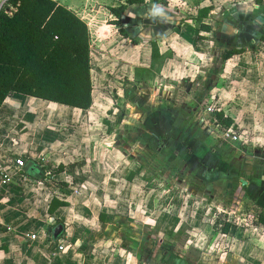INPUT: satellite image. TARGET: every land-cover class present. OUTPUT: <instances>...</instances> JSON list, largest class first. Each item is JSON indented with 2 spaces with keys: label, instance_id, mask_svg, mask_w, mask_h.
<instances>
[{
  "label": "rangeland",
  "instance_id": "1",
  "mask_svg": "<svg viewBox=\"0 0 264 264\" xmlns=\"http://www.w3.org/2000/svg\"><path fill=\"white\" fill-rule=\"evenodd\" d=\"M161 1L61 0L90 29L93 108L89 114L81 113L16 95L1 112L10 108L0 124V144L9 152L0 149L7 173L0 188V264H130L124 250L133 252L141 264H264V231L256 223L264 216V54L229 62L223 70L219 56L231 46L223 43L219 18L228 7L218 8L206 21L213 28L209 43L201 44L206 52L200 49L203 64L210 65L211 56L215 60L211 68L192 83L178 78L148 82V72L136 67L137 53L143 58L149 42L163 48L158 36L167 35L184 18L195 15L198 6L208 4ZM120 6L124 18L118 22L109 9ZM136 6L158 12L167 25L161 24L153 36H132L128 27V36L141 43L135 49L119 29H124L127 17H136L132 10ZM260 9L264 12V5ZM97 28L102 32L98 37ZM256 45L252 50L262 51ZM154 62L157 66L159 61ZM160 89L167 99L159 98ZM51 107L67 116L45 119L43 111ZM219 111L232 119L231 133L239 141L224 138V128L211 122ZM162 132L165 137L155 143L154 134ZM109 144L118 150L113 155L106 152ZM95 146L93 153H84ZM20 156L25 164L37 163L42 183L11 167ZM65 157H72L76 167L68 166L66 175L54 178L57 162ZM139 174L146 185L136 187L132 180ZM239 179L246 184L242 186ZM217 180H223L222 187L217 183L215 189L211 184ZM188 191H195L196 197H187ZM102 194L110 198H101ZM206 196H213L210 205L202 199ZM52 198L65 202L68 211L61 207L47 214ZM141 203L151 213L145 212L147 225L139 231L134 225L138 212L132 210ZM210 208L216 211L214 219L222 221L227 215L232 226L247 230L228 237L205 231L209 222L213 224ZM59 209L62 212L57 214ZM102 209L117 212L121 224L115 233L107 230L109 221L103 228L97 222ZM175 218L199 222L200 229L192 231L185 223L179 234L164 229L163 224ZM55 224H63L64 233L53 245L46 231ZM31 235L36 239L30 241ZM237 237L251 244L231 240ZM59 246L62 250L52 254ZM81 247L90 248V254L83 256ZM237 253L244 254L243 262L235 257Z\"/></svg>",
  "mask_w": 264,
  "mask_h": 264
},
{
  "label": "trees",
  "instance_id": "2",
  "mask_svg": "<svg viewBox=\"0 0 264 264\" xmlns=\"http://www.w3.org/2000/svg\"><path fill=\"white\" fill-rule=\"evenodd\" d=\"M128 1L130 4L144 3V0ZM256 3L261 4V0H256ZM211 10V6L198 8L195 16H187L180 23L192 21L200 32L210 33L212 29L206 21ZM109 11L119 22L124 7L110 8ZM119 35L137 45V41L129 38L123 28L119 29ZM260 41L264 44V37ZM147 44L151 60H158L157 44ZM244 52V48L224 50L219 56L220 64L223 66L233 56ZM90 57V31L75 12L53 0H8L0 8V107L7 97L19 94L68 108L89 110L92 105ZM210 120L217 127L224 128V132L235 128L232 119L225 117L221 111L213 113ZM117 122H121L120 116ZM27 162L28 165L33 163L30 160ZM62 171L63 167L59 165L54 174ZM35 180L37 184L42 183L41 178ZM61 207H67V204L52 198L47 214L52 215ZM215 213L212 209L213 230L227 235L232 221L227 215L223 216L222 221L217 220L219 217L214 219ZM98 220L103 228L104 214H99ZM256 223L264 231V216L257 217ZM183 227L177 234L182 232ZM49 234L48 228L46 235ZM81 254L88 256L90 248H85Z\"/></svg>",
  "mask_w": 264,
  "mask_h": 264
},
{
  "label": "crops",
  "instance_id": "3",
  "mask_svg": "<svg viewBox=\"0 0 264 264\" xmlns=\"http://www.w3.org/2000/svg\"><path fill=\"white\" fill-rule=\"evenodd\" d=\"M247 1L248 0H204L203 3L207 2L208 4L205 6H201V8L206 7V6H211L212 10H211L210 14L214 13V11H217L218 8L222 9V8L228 7V10L225 13H222L220 15L221 17L219 18L220 19L219 33L224 38L223 43L227 46L228 45L231 46L230 49H226V50H235V49H241V48L245 49L244 53L233 56L231 59H229L228 61H226L223 64V70H225V71L227 69L226 66L229 62L235 63L236 61L250 57L251 55L254 56L256 59V57L260 56L261 53L264 54V44L260 41L261 37L264 36V34H261V31H263L261 24L264 23V12H262L260 9V7L262 5H264V0H261V4H258L256 2L248 3ZM58 2H59V4L62 5L61 0H59ZM234 3H235L236 8L231 9L230 7H233L232 4H234ZM197 8H200V7L198 6ZM68 9H72V8L68 7ZM229 9H231V10H229ZM192 16H195V15L192 14ZM128 18H130V17H128ZM81 19L83 20V18H81ZM89 31H90V29H89ZM95 34L98 37L102 34V32H101V30H99L97 28L95 30ZM212 34H213V28H212V31L210 33H204V32H200L195 27V25H193L192 21H184L183 23H180V25L177 28H175L173 31H171L167 35L158 36L161 40L159 42L162 43L163 48H161L160 43L157 41V43H159V45H157V47H158L159 56H160L159 59L156 60V61H159L157 66H156V63L151 60L150 49L145 48V50L141 54V56L143 58L140 57V59H139L138 53H140V52L137 53L136 60H137L138 64L136 65V67L140 68L141 69L140 71L148 72V74L150 76L148 82H150V83L152 81L156 82L157 79H159V82H162L161 80L170 82V81H173L177 78L180 79V81L184 80V81H187V82L189 81L190 83H192L195 81V79H199L198 75L200 73H204L206 70L210 69L212 64L215 62V60H213L212 56H211V58L209 60L210 65L206 66V64H203L204 54L200 50V49H202L203 44H205L206 42L209 43L208 37L210 38ZM118 36H116V37H118ZM132 39H134V38H132ZM127 40L129 41V39H127ZM261 43H262V46H261ZM255 44H257L256 48H259L262 51L259 52L256 49H254V51H253L251 46L255 45ZM140 46H141V43L137 42V45H133V48L136 49ZM91 48H92V46H91ZM208 49H209V46H208ZM203 51L206 52V50H203ZM209 51H210V49H209ZM141 59L144 60L143 64H140ZM229 71H230V69H229ZM129 80L131 82L134 81L133 78L132 79L129 78ZM159 86H162V84L159 83ZM159 92H160V96H159L160 99L165 100L169 97L168 95L165 96L166 93L162 92V89H160ZM16 95L21 96L19 94H13L10 97H7L6 101H4V104H2V106L0 107V124L5 122L7 115H9L10 108H8V112H6V113L5 112L1 113V112L4 110L5 106L7 105V102L8 101L10 102L12 99H14V97ZM23 97H25V96H23ZM25 98H27V97H25ZM39 101H41V100H39ZM43 102H45V101H43ZM93 103H94V101H93V97H92V105L89 108V110H87V111H82V110L73 109V108H69V109H71L73 111H78L81 113H88L89 114V112L93 108ZM55 105L60 106V107H64V108H68L65 106L58 105V104H55ZM52 109H54V108L51 107V108H49V110L43 111V115H44L45 119H49L50 121H52V120L56 121L57 119H60L62 116L65 115L63 113V111L61 112V111H58V109L57 110L56 109L52 110ZM65 116H67V115H65ZM164 134L165 133H163V132L160 134H154L155 143H158V140L161 137H165ZM8 136H10V135H8ZM97 148L98 147H96V146L89 148V149L85 150L84 153H93ZM0 149L5 150L4 146L1 144H0ZM69 151H71V150H69ZM116 151H118V150L114 146H112V144L111 145L109 144L107 146L106 152L108 154L113 155ZM4 152L6 154L9 153L8 150L7 151L5 150ZM77 152H78V150H77ZM71 153L73 154V151H71ZM175 154L177 155V153H175ZM84 155L86 156V154H84ZM20 157L22 158V156H20ZM20 157H17V158H20ZM71 159H72V157H65V158H62L61 160H59L57 162L58 166L61 165L63 167V171H62V173H59V174H53L54 178L58 177V176L66 175V170H67L68 166L69 167H76V166H72L71 163H73V162H71V161H73V160H71ZM21 170H24L27 173V175L32 177L33 179L41 177L40 167L35 162H33L30 165H28V162L26 164L24 163L23 168H21L19 171H21ZM142 175L143 174H139L138 176L133 178V180H132L133 185H136V187L137 186L141 187V186L146 185V182L142 178ZM72 179H73V177H72ZM240 180L241 179H239L238 182H240ZM222 181L223 180H217V182H215V181L213 182L214 184H211V183L210 184L215 186V184L219 183L218 184L219 187H222V185H221ZM233 186H235V185H233ZM215 189H216V186H215ZM141 191H143L142 194H145V189H141ZM159 196H161V193H159V195L156 196L155 199H158ZM102 197L103 198L104 197L110 198V196H106L105 194L104 195L102 194L101 198ZM187 197H189V198L196 197V192L195 191L194 192L188 191ZM212 197L213 196H206V197H203L202 199L205 200L210 205L211 201H212ZM198 198H201V197H198ZM137 207L138 206L136 204L135 208H133L135 210H132L133 214H136L138 212V214H136V216H138V218H137L136 222H134V225L136 227H138L139 231H142V229H144L145 226L147 225L146 224L147 223L146 222L147 216L145 215V212L151 213V211L148 210V207L145 204L143 205L142 203L138 207L139 211H138ZM61 209L67 210L68 207H64ZM209 210H211V208ZM59 212L61 213L62 211L59 209L57 214H59ZM189 212H190L189 214L192 215L191 218L194 219V217H195L194 215L196 213L192 212V210ZM101 213L104 214V216H105V223L104 224L106 225L107 221H109L111 223V225L107 224V230L110 231V233H115L116 230L119 229L120 224H121L120 222L117 223V220H118V219H116L117 218V216H116L117 212H113L112 214H108V212H106L104 209H102ZM101 213H99V214H101ZM161 213H163V210L161 211ZM205 214L207 215L206 212H205ZM98 215H96V217H95L97 222H99ZM1 216H2V214L0 211V217ZM185 218H187V220H188L189 217L186 216ZM60 220H63V219L60 218ZM120 220H121V218H120ZM187 220L184 218H180V219L175 218L173 222H169L166 224L162 223V224H163L164 229L171 228L173 233H177L179 231L180 227L183 225V223H185L189 228H191L192 231H198L200 229V227H199L200 223L199 222H192V224H190L187 222ZM1 223L2 222L0 220V224ZM203 226H205V225H203ZM111 230H113V231H111ZM246 230L247 229L240 228V226H238V225L235 227L232 226L229 230V233L227 235H223V234H219L213 230L211 222H209V224H207V226L205 227V231H209L211 233L214 232V234H218V236L220 235L222 237H228L231 232H236V234L244 233V231H246ZM192 235H196V234H192ZM213 237H216V236L214 235ZM231 240L235 241L241 245H246L247 242L250 243V240H247V242H242L241 240L238 239V237L237 238H231ZM122 242L123 241L121 240V244H122ZM123 252L126 254L127 259L129 260L130 264H141L140 260L136 257V255L133 252H130L128 250L127 251L124 250ZM151 253H153V252H151ZM235 257H237L238 261H240V262L244 261V258H243L244 254L239 255L237 253L235 255ZM162 260H164V258H162Z\"/></svg>",
  "mask_w": 264,
  "mask_h": 264
},
{
  "label": "flooded vegetation",
  "instance_id": "4",
  "mask_svg": "<svg viewBox=\"0 0 264 264\" xmlns=\"http://www.w3.org/2000/svg\"><path fill=\"white\" fill-rule=\"evenodd\" d=\"M143 7H133V14L135 12V15L138 19L136 20V17H133L134 19L126 18V25H124V30L129 33L128 27L132 29L134 33H129L132 36H148L152 35L154 31L159 27L163 25H167L166 21H162L157 14L158 12H155L154 14L150 9H144ZM157 11V10H156ZM132 21V22H131ZM135 21V22H134ZM53 225L50 229H52Z\"/></svg>",
  "mask_w": 264,
  "mask_h": 264
},
{
  "label": "built area",
  "instance_id": "5",
  "mask_svg": "<svg viewBox=\"0 0 264 264\" xmlns=\"http://www.w3.org/2000/svg\"><path fill=\"white\" fill-rule=\"evenodd\" d=\"M8 0H3V3L1 6H3ZM57 3H59L58 1L59 0H53ZM1 8V7H0ZM211 109H208L207 112H210ZM224 138L228 139V140H231V141H239V137H236V136H232V133L231 131H226L224 133ZM4 159L2 160L1 159V155H0V188H1V185H2V182H3V174L7 176V173H6V170L4 168ZM11 167L14 168L16 171H19L21 168H23L24 166V162L22 160V158H15L14 160L11 161L10 163ZM1 190V189H0ZM30 241H33L36 239V237L34 235H31L30 236ZM62 250V246H59V247H56L51 253L52 254H55V253H58L59 251Z\"/></svg>",
  "mask_w": 264,
  "mask_h": 264
},
{
  "label": "water",
  "instance_id": "6",
  "mask_svg": "<svg viewBox=\"0 0 264 264\" xmlns=\"http://www.w3.org/2000/svg\"><path fill=\"white\" fill-rule=\"evenodd\" d=\"M124 18V16H121V20ZM240 183L242 184V186H244L246 184V182L244 180H240ZM50 231V236H51V242L55 243L59 241V238L62 236V234L64 233V226L63 224H57L56 226H54L52 229H49ZM81 252H83L85 250L84 247L80 248Z\"/></svg>",
  "mask_w": 264,
  "mask_h": 264
}]
</instances>
